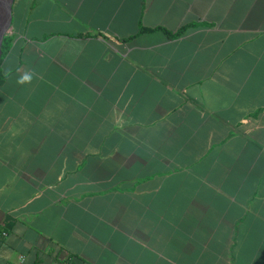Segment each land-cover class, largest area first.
<instances>
[{
	"label": "crops",
	"instance_id": "obj_1",
	"mask_svg": "<svg viewBox=\"0 0 264 264\" xmlns=\"http://www.w3.org/2000/svg\"><path fill=\"white\" fill-rule=\"evenodd\" d=\"M16 3L0 250L264 264V0H19L15 16Z\"/></svg>",
	"mask_w": 264,
	"mask_h": 264
},
{
	"label": "rangeland",
	"instance_id": "obj_2",
	"mask_svg": "<svg viewBox=\"0 0 264 264\" xmlns=\"http://www.w3.org/2000/svg\"><path fill=\"white\" fill-rule=\"evenodd\" d=\"M16 1H17V3H16V6H15V16H16V10H17V7H18L19 0H16ZM12 6H13V4H12ZM16 24H17V18L15 17V20L13 22V27L16 28ZM12 32H13V29H12V27H10V29L8 31V38H10V35H11ZM2 235L3 234L0 231V240L3 239ZM17 241H19V240H17ZM17 241L14 243V247H6V246H4V248H2L0 250V264H8L6 262L8 257L16 250H17L18 253L16 254L15 258L18 259V260H17V262H15V264H27V261H26L27 258L24 261L23 260H19V257L21 256V254H23L22 250H23L24 246L22 245V243L20 244V241L19 242H17ZM1 244L2 243L0 242V247H1ZM9 264H11V263H9Z\"/></svg>",
	"mask_w": 264,
	"mask_h": 264
},
{
	"label": "flooded vegetation",
	"instance_id": "obj_3",
	"mask_svg": "<svg viewBox=\"0 0 264 264\" xmlns=\"http://www.w3.org/2000/svg\"><path fill=\"white\" fill-rule=\"evenodd\" d=\"M10 6H11V0H0V30H1L0 34L1 33L4 34L3 43L1 45V49H2L3 53H4V44H5V42H6L7 38H8V31L10 29V27L8 26L9 17L12 14V9H11ZM3 53H2V55L0 54V61L3 58Z\"/></svg>",
	"mask_w": 264,
	"mask_h": 264
},
{
	"label": "trees",
	"instance_id": "obj_4",
	"mask_svg": "<svg viewBox=\"0 0 264 264\" xmlns=\"http://www.w3.org/2000/svg\"><path fill=\"white\" fill-rule=\"evenodd\" d=\"M151 30H154V28H147V27H144L143 29H141V32L142 31H151ZM185 31V27H182L181 29H179L178 31L176 32H169L170 36H174V35H179L181 34L182 32ZM11 47V38H7L5 44H4V53H3V58L6 56L7 52L9 51ZM3 58L1 59L0 61V65H1V62L3 60ZM5 79V76L4 74L2 73V70L0 69V85L3 83ZM1 227H0V231H1ZM74 255H71V257H73ZM41 263V259H37L34 264H40Z\"/></svg>",
	"mask_w": 264,
	"mask_h": 264
},
{
	"label": "water",
	"instance_id": "obj_5",
	"mask_svg": "<svg viewBox=\"0 0 264 264\" xmlns=\"http://www.w3.org/2000/svg\"><path fill=\"white\" fill-rule=\"evenodd\" d=\"M13 2H14V0H11V9H12V4H13ZM11 21H12V14L10 15V17H9V21H8V26L10 27L11 26ZM3 37H4V34L3 33H1L0 34V54L2 55V53H3V51H2V49H1V45H2V43H3Z\"/></svg>",
	"mask_w": 264,
	"mask_h": 264
},
{
	"label": "clouds",
	"instance_id": "obj_6",
	"mask_svg": "<svg viewBox=\"0 0 264 264\" xmlns=\"http://www.w3.org/2000/svg\"><path fill=\"white\" fill-rule=\"evenodd\" d=\"M25 82H30L29 75H22L18 80V83H25Z\"/></svg>",
	"mask_w": 264,
	"mask_h": 264
},
{
	"label": "bare ground",
	"instance_id": "obj_7",
	"mask_svg": "<svg viewBox=\"0 0 264 264\" xmlns=\"http://www.w3.org/2000/svg\"><path fill=\"white\" fill-rule=\"evenodd\" d=\"M5 4H6V3H5ZM5 4H4V5H5ZM4 5H3V6H4ZM6 6H7V5H6ZM4 9H5V8H4ZM1 20H2V19H1ZM3 22H4V21H3ZM0 31H1V30H0Z\"/></svg>",
	"mask_w": 264,
	"mask_h": 264
}]
</instances>
